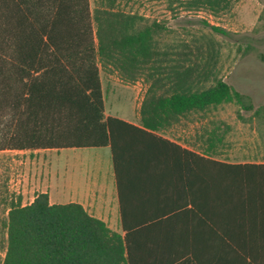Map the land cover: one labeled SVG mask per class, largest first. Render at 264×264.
<instances>
[{"label": "trees", "instance_id": "obj_1", "mask_svg": "<svg viewBox=\"0 0 264 264\" xmlns=\"http://www.w3.org/2000/svg\"><path fill=\"white\" fill-rule=\"evenodd\" d=\"M136 22L120 10L92 11L89 0H0V121L9 132L0 149L110 146L119 170L121 145L152 137L167 147L158 162L183 169L201 240L215 249L211 264H264V160L217 157L224 138L215 130L200 154L156 134L211 106L251 105L222 78L206 85L214 75L211 51L196 62L190 48L189 64H162L155 29ZM197 48L199 59L204 47ZM102 69L129 81L146 76L141 126L107 114ZM123 227L124 235L80 203L52 204L41 192L10 207L3 264H135L134 229L125 217Z\"/></svg>", "mask_w": 264, "mask_h": 264}, {"label": "rangeland", "instance_id": "obj_2", "mask_svg": "<svg viewBox=\"0 0 264 264\" xmlns=\"http://www.w3.org/2000/svg\"><path fill=\"white\" fill-rule=\"evenodd\" d=\"M92 11L115 9L137 16L138 28L155 29V44L162 64L210 60L214 75L244 96L238 102L211 106L192 113L177 128L182 139L200 150L209 131L223 135L217 157L230 161L264 160V0H89ZM213 26L222 30L218 31ZM204 47V55L197 47ZM201 57V59H200ZM107 114H137L149 87L145 75L129 81L115 70L101 71ZM7 122L0 121V143L7 135ZM66 150L64 154H68ZM53 150L0 149V264L7 250V222L13 203L29 204L51 185L44 170L51 169ZM62 155V162L65 160ZM36 176L40 179L35 180Z\"/></svg>", "mask_w": 264, "mask_h": 264}, {"label": "crops", "instance_id": "obj_3", "mask_svg": "<svg viewBox=\"0 0 264 264\" xmlns=\"http://www.w3.org/2000/svg\"><path fill=\"white\" fill-rule=\"evenodd\" d=\"M111 115L141 126L139 111ZM187 118L156 134L200 154V136L193 146L182 139L177 129ZM121 148L123 160L119 170L115 169L110 146L37 149L53 150L51 169L44 170L51 185L38 193H48L52 204L80 203L90 215L122 235L126 233L125 217L127 225L134 229L138 254L135 264H211L215 249L201 240L200 219L189 202L183 169L158 162L164 158L167 147L144 135L123 143ZM66 150L69 151L65 155ZM39 179L36 176L35 180ZM161 219L168 221L153 229L135 227L143 221Z\"/></svg>", "mask_w": 264, "mask_h": 264}]
</instances>
